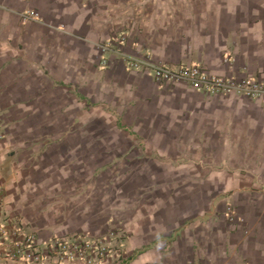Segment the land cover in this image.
<instances>
[{
	"label": "crops",
	"instance_id": "0c3cea01",
	"mask_svg": "<svg viewBox=\"0 0 264 264\" xmlns=\"http://www.w3.org/2000/svg\"><path fill=\"white\" fill-rule=\"evenodd\" d=\"M25 12L35 17L24 21ZM116 33L129 53L156 62L264 79V0H0L6 114L38 120L52 99L78 94L129 126L115 131L127 162L166 178L161 191L149 187L154 204L137 219L124 212L133 216L125 221L133 264H264V102L163 89L101 48ZM4 204L15 208L8 195Z\"/></svg>",
	"mask_w": 264,
	"mask_h": 264
},
{
	"label": "rangeland",
	"instance_id": "374dc122",
	"mask_svg": "<svg viewBox=\"0 0 264 264\" xmlns=\"http://www.w3.org/2000/svg\"><path fill=\"white\" fill-rule=\"evenodd\" d=\"M80 98L77 94L75 101L66 104L61 98L59 102L52 99L50 114L45 107L44 113L35 116L38 120L31 119L32 113L11 119L8 108L0 106V222L4 225L0 227V257L5 260L133 264L128 251L132 233L125 227L133 216L124 212L134 214L141 205H153L154 198L146 197L152 192L149 187L161 191L166 178L155 182L153 168L127 162L129 153L122 147L125 138L115 131L129 126L112 117L111 108ZM7 195L15 205L12 210L5 208ZM227 217H235L233 208ZM21 218L28 221L26 228ZM42 229L50 237L40 244ZM29 238L33 239L31 248ZM82 247H86L84 253Z\"/></svg>",
	"mask_w": 264,
	"mask_h": 264
},
{
	"label": "built area",
	"instance_id": "2783aa9c",
	"mask_svg": "<svg viewBox=\"0 0 264 264\" xmlns=\"http://www.w3.org/2000/svg\"><path fill=\"white\" fill-rule=\"evenodd\" d=\"M34 17L35 15L32 12H25L22 15L24 21H28ZM126 41L127 37L124 34L116 33L101 42L100 46L105 52L114 54L117 60H123L129 68L140 70L142 73L152 76L159 87L163 89H170L179 84H186L210 96H223L235 93L241 97L264 102V79L249 76L218 75L205 65L197 63L171 65L156 62L149 55L142 56L129 53L126 50ZM1 202L2 197L0 195V204ZM2 215L3 212H0V218ZM0 227H4L1 222ZM29 241L31 242L28 243V248H31L33 239L29 238ZM86 245L93 249L90 242H86ZM69 246L66 245L65 248L68 249ZM85 248H80V252L84 253ZM28 253L30 255V252ZM35 256L39 258L38 254H35Z\"/></svg>",
	"mask_w": 264,
	"mask_h": 264
}]
</instances>
